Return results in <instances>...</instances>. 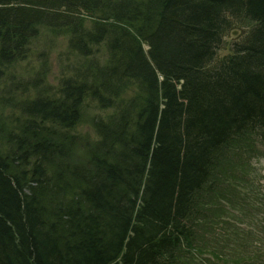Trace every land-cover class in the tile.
Segmentation results:
<instances>
[{
    "label": "trees",
    "instance_id": "1",
    "mask_svg": "<svg viewBox=\"0 0 264 264\" xmlns=\"http://www.w3.org/2000/svg\"><path fill=\"white\" fill-rule=\"evenodd\" d=\"M43 30L85 59L106 44L108 59L52 94L46 73L24 85L33 95L0 87V264H264V219L222 220L223 202L255 197L228 167L264 144V0H0V78ZM87 99L114 113L76 163Z\"/></svg>",
    "mask_w": 264,
    "mask_h": 264
},
{
    "label": "rangeland",
    "instance_id": "2",
    "mask_svg": "<svg viewBox=\"0 0 264 264\" xmlns=\"http://www.w3.org/2000/svg\"><path fill=\"white\" fill-rule=\"evenodd\" d=\"M89 24L90 21L87 20L86 25L89 26ZM248 32L249 29H245L240 31L235 30L228 34L224 39L222 48L218 52V58L221 59L231 54L235 43L241 42ZM91 59L104 65L108 59L106 44L93 48V56L85 59L69 50L68 36L63 35L61 32L54 33L43 30L38 39L32 43L28 57L3 72L5 76L0 78V87L6 90L11 86L10 82L13 79V81H17L15 84H12L13 86H17V83L21 82V87H13L14 90L19 91L18 95L20 97L33 95L34 90L24 91V85L29 83L28 81L34 82L40 75L46 73L44 85L50 87L49 92L52 94L60 88V81L62 79L74 77L78 70H82L83 63L89 62ZM4 89H1V91ZM11 110V108L4 106V104H0V120H4V116L6 117L7 114H10ZM113 113L112 109L100 108L96 102L89 99L85 101L82 108L81 122L74 129L73 133L71 132L81 139L75 156L76 163H81L85 158L84 144L86 142H95L98 139L93 128L94 121L99 118L107 119ZM245 145L244 150H240L241 152L235 151L232 156V163H237L238 167L232 169L229 166L228 171L233 174L237 172L239 178L245 179L248 183L242 182L241 184L250 191L253 190L255 197L251 196L253 201L251 206L247 205L248 209L237 208L231 213L226 214L227 217L231 218L229 225L234 223L237 224V227L239 226L238 223L249 221L252 217L264 218V148H259V146L252 142L245 143ZM238 188L239 192L243 190L242 187ZM250 210L253 212L252 214ZM230 236L232 237L233 235Z\"/></svg>",
    "mask_w": 264,
    "mask_h": 264
}]
</instances>
